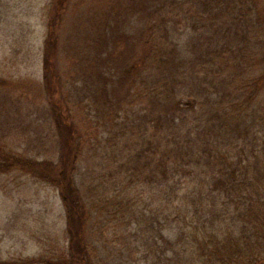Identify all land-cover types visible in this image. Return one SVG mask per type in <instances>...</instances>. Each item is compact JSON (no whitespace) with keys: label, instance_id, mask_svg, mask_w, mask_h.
Instances as JSON below:
<instances>
[{"label":"rangeland","instance_id":"rangeland-1","mask_svg":"<svg viewBox=\"0 0 264 264\" xmlns=\"http://www.w3.org/2000/svg\"><path fill=\"white\" fill-rule=\"evenodd\" d=\"M159 2L68 0L56 35L63 87L52 96L44 83L43 55L56 0H0V143L21 157L56 162L61 144L54 101L69 112L82 147L74 177L91 207L88 236L97 264H193L187 246L176 250L166 247V240L175 243L191 222L189 217L185 224L178 220L174 206L183 203L188 192H195L193 198L198 191L187 182L184 191L171 197L173 205L168 208L165 186H159L153 175L160 149L149 161L151 143L165 125L158 117L164 112L166 90H175L183 100L182 111L171 113L179 138L185 139L188 129L192 138L202 135L201 141L212 135L217 140L211 145L214 152H225L236 162L243 158L242 179L264 183V0H258L259 8L252 14L244 57L238 60L236 54H228L225 72L236 73L237 83L244 87L238 95L230 87L226 100L232 97L245 109L239 135L228 133L225 138L218 137L219 119L210 111L225 90L190 86L176 70L197 57L199 45L211 49L212 37L205 26L210 16L198 12L195 0H173V13L168 14ZM223 20V15L218 17L214 28ZM153 22L159 23L154 37L149 29ZM170 51L176 60L165 65L161 56L168 59ZM145 52L149 53L145 63L122 78L130 64L143 62L140 55ZM104 76L113 94L107 104L97 96ZM220 119L228 120L223 113ZM219 213L214 209L209 215ZM192 215L198 218L193 210ZM226 226L242 233L240 219ZM68 247L66 208L59 189L23 169L1 172L0 258L51 257L66 253Z\"/></svg>","mask_w":264,"mask_h":264},{"label":"trees","instance_id":"trees-1","mask_svg":"<svg viewBox=\"0 0 264 264\" xmlns=\"http://www.w3.org/2000/svg\"><path fill=\"white\" fill-rule=\"evenodd\" d=\"M67 1L56 0V12L51 20L50 34L45 42L44 83L48 93L52 96L58 91L60 92L63 87L58 66L59 42L56 35L59 19H61L60 14ZM154 1H160L159 3L167 14L173 13V0ZM194 4L200 14L204 15V12L209 14L210 23L205 26L215 45H211L210 41V50H205V44L199 45L195 50L197 57L182 62L176 67V70L181 81L189 83L190 86L197 85L205 91L210 88L217 90V86H220L225 90L224 97L215 101L218 106L210 110L215 118L219 119L217 120V125H220L217 127L220 131L217 133L218 137L225 138L228 133L234 134L241 129L245 109L242 103L238 104L237 100L231 99L232 97L226 100L227 95L232 93L230 87L235 88L233 90L237 91V95L244 87V84L242 86L237 83L236 73L228 75L225 72L226 66L228 67L230 63L228 54L229 52L236 54L238 60L240 57H244L248 47L246 42L251 31L252 14L259 8V2L258 0H195ZM154 13L155 11L150 12V14ZM222 15L226 17V20H223L221 27L214 28L216 19ZM157 24L159 25V23L153 22L152 27L149 28L153 37ZM152 40L155 44L154 38ZM159 51L163 53V50L159 49ZM148 55V52L141 54V61ZM161 59L165 65L176 60L171 51L168 59L165 60L163 56ZM143 63L145 62L130 64L125 72L123 71L122 78L132 76ZM238 66L239 63H236L235 68L238 69ZM100 76L103 75L99 74ZM103 78L106 81L100 84L97 96L104 100V104H107L112 101L111 95L113 94L108 88V79L105 76ZM236 83L237 85H235ZM181 84L184 83L181 82ZM202 103L206 105L205 102ZM54 104L57 106H55V124L60 134L61 144L59 160L55 162L50 159L24 158L7 150L0 143V173L23 169L37 179L59 189L62 203L66 208L68 250L66 253L51 257L9 260L0 258V264H97L96 255L90 248L88 236L92 211L86 202L85 192L78 187L74 177L82 154V147L76 141V128L71 121L69 112L64 111L62 104L58 107L56 100ZM162 106L164 112H161L158 118L161 123H165L164 129H160V135L157 131L159 139H156L155 143H151L152 147L149 148L154 149H152L153 151L149 150L152 153L149 161L155 159L153 155L158 151L155 149H160V157L156 161V169L153 170L154 180L158 181L159 186H165L163 196L165 201H168V208H172L170 205H173L171 197L178 196L186 186H192V190L198 191V194L193 198L191 196L195 192H188L185 195L186 200L174 206L173 214L178 220L181 219L183 223H186L189 217L191 222L183 226L175 243L166 240V247H176L178 250L179 245L184 244L187 246L185 249L191 255L189 260L193 264H264V188L261 187V184L264 183L258 182L259 185L256 184V181L242 179L241 175L244 174L241 171L244 168H242L243 158L236 162L232 161V156L225 152H214L211 145L215 144L217 140L212 139V135L205 136L202 140L203 143L202 135L199 138H192L190 129L186 131L185 139L177 136L180 132L175 128V125L171 124V122H175V117L171 113L183 109L180 93H176L175 90L171 92L166 90ZM219 106L223 107L219 108ZM222 113L228 119L225 123L220 119ZM204 133L206 134V132ZM183 175L188 176V179L184 180ZM187 182L188 185L185 186ZM161 190L163 191V189ZM214 209L220 211L216 217L209 215V212ZM192 210L198 218L192 215ZM239 219L242 221L241 234H237L233 229L226 230L227 223L234 226ZM182 261L183 256H181Z\"/></svg>","mask_w":264,"mask_h":264}]
</instances>
